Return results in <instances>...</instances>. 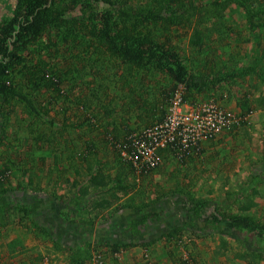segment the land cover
I'll return each mask as SVG.
<instances>
[{
	"label": "rangeland",
	"instance_id": "rangeland-1",
	"mask_svg": "<svg viewBox=\"0 0 264 264\" xmlns=\"http://www.w3.org/2000/svg\"><path fill=\"white\" fill-rule=\"evenodd\" d=\"M14 3L15 0H0V20L9 14ZM223 18L225 26L212 33L202 50L192 49L190 27L170 29L173 46L193 68L204 60L218 62L219 69L246 66L259 58L264 64V30H250L243 11L236 5H232ZM72 61L78 59L62 55L58 63L67 67L74 64ZM79 71L76 76L70 74L66 78L63 87L66 100L52 107L53 127L44 119L32 117L23 105L11 111L6 123L0 143V168L5 164L10 166L4 186L11 190L0 194V204L26 205L32 216L20 220L18 212L10 213V224L0 228V264H71L69 244L84 241L94 247L91 264L97 263L98 255L102 256V264H169L171 257V264L185 261L188 264H264V239L250 237L247 243L229 235L197 236L185 228L175 244L177 247L170 248L174 241L169 243L162 234L181 217V213H176L181 212L174 189L177 184L187 196L217 200L233 212L251 214L264 222V82L250 75L212 93L199 94L196 102L215 100L225 108L248 116L246 123L238 125L236 132L219 134V141L213 138L203 141L202 152L194 156L193 161L185 156L179 158L181 153L163 151L162 163L157 168L139 174L127 167L119 169L113 159L115 150L104 147L103 143L93 149L94 154H87L80 161L72 160L75 155L70 154L71 150L84 149L89 138L102 142L96 129L90 130L88 124L80 128L72 125L81 122L82 126L84 112L95 114V121L100 124L121 122L134 128L145 126L147 121L153 124L157 119L152 118V104L160 98L158 91L151 92L148 109L142 110L132 98L124 96L116 79L109 81L104 75ZM104 79L108 85L106 93L102 94L99 86ZM152 98L156 99L154 103ZM86 106L89 112L83 109ZM68 125L62 130L66 137L61 138V129ZM39 133L54 134L60 144L52 148L37 141ZM98 173L109 178L121 173L128 183L141 188L139 192L133 191V203L150 202L147 209L157 216L139 226V233L132 235L136 236L133 242L147 245L123 247L113 253L105 241H101L109 233V241L113 242L132 237L127 226L141 212L129 208L116 211L119 204L128 200L114 206L111 200H117L120 193L104 204L99 203L104 193L98 192L99 188L92 184L93 176ZM159 178L163 179L162 183ZM164 182L173 192L171 199L160 195L159 184L165 188ZM74 195L78 196V203L69 201ZM245 206L249 209L245 210ZM168 249L175 251L170 257Z\"/></svg>",
	"mask_w": 264,
	"mask_h": 264
},
{
	"label": "trees",
	"instance_id": "trees-1",
	"mask_svg": "<svg viewBox=\"0 0 264 264\" xmlns=\"http://www.w3.org/2000/svg\"><path fill=\"white\" fill-rule=\"evenodd\" d=\"M232 5L243 11L250 30H264V0H15L9 14L0 20V143L11 111L17 106H25L32 117L44 119L53 127L55 121L50 114L52 107L66 100L63 89L68 80L66 78L70 74L76 76L80 69L92 75H104L109 81L116 79L124 96L132 98L142 110L148 109L151 92L158 91L156 94L160 98L156 102L152 98L155 104H152L154 109L151 114L157 121L165 117L170 98L180 87L183 100L197 104L202 103L196 102L199 94L212 93L246 76L253 75L264 82L262 58L252 64L230 69H219L218 62L204 60L203 63L198 62L197 68H193L173 46L170 29L190 27L193 30L190 39L192 49L202 50L212 33L225 26L223 15ZM62 55H69L78 61L62 67L58 63ZM101 83L99 87L104 94L108 83L105 79ZM99 96L96 94V97ZM83 109L89 112V106ZM82 116V126L81 122L72 126L80 128L88 124L90 130L96 129L102 142L89 138L85 141L84 149L71 150L70 154L75 155L72 160L80 161L87 154H94L93 149H98L97 145L103 143L104 147L115 150V162L119 169L127 167L135 170L123 158L122 151H131V134L140 132L152 122L147 121L145 126L134 128L129 123L121 122L100 124L92 113L84 112ZM245 123V119L240 122L243 125ZM67 127L69 125L61 129V138L66 137L62 130ZM236 128L229 132H236ZM35 139L52 148L54 144H60L54 134L39 133ZM165 151L177 154L181 151L180 158L185 156L189 161H193L198 154L194 148L178 151L177 146L166 148ZM9 167L5 164L0 168V194H7L11 190L9 186H4ZM109 177L98 173L93 176L92 184L98 188L113 181L109 190L119 192L122 196H128L137 187L128 183L121 173ZM174 189L184 220L181 225H173L163 232L169 243L180 241L185 228L197 236L229 235L244 242L250 237L264 239V222L256 216L233 212L217 200L187 196L178 184ZM132 195L128 196L125 203L119 204L116 211L129 208L141 212L127 226L128 232L136 235L139 226L157 214L148 210L150 202L135 205ZM160 195L171 199L173 192L167 190ZM77 198L76 195L71 196L69 201L78 203ZM249 206H245V210ZM13 211L18 212L20 220L32 216L26 205L0 204V228L10 224V213ZM104 243L113 253H118L123 247L146 244L122 240ZM68 247L72 264H91L94 249L91 242L69 244ZM258 252L263 253L262 250ZM183 263L188 264L187 261Z\"/></svg>",
	"mask_w": 264,
	"mask_h": 264
},
{
	"label": "built area",
	"instance_id": "built-area-1",
	"mask_svg": "<svg viewBox=\"0 0 264 264\" xmlns=\"http://www.w3.org/2000/svg\"><path fill=\"white\" fill-rule=\"evenodd\" d=\"M244 119L248 116L213 100L190 104L183 100L180 87L171 96L165 117L131 134V151L123 150L122 156L138 173L154 170L162 163V151L166 148L177 146L178 151L194 148L199 152L203 141L234 130ZM96 261L102 264V256L98 255Z\"/></svg>",
	"mask_w": 264,
	"mask_h": 264
},
{
	"label": "crops",
	"instance_id": "crops-1",
	"mask_svg": "<svg viewBox=\"0 0 264 264\" xmlns=\"http://www.w3.org/2000/svg\"><path fill=\"white\" fill-rule=\"evenodd\" d=\"M156 122V121H155ZM220 137L219 136H216L215 138H213V140H218ZM219 141V140H218ZM203 143V142H202ZM202 143H201V145H202ZM200 150H201V148H200ZM164 151V150H163ZM162 151V152H163ZM202 152V150L201 151H199V152H197L198 154H200ZM180 158V157H179ZM113 159L115 160L116 158L113 156ZM143 174V173H142ZM161 177V176H160ZM149 179H151V178H149ZM160 180V182L162 183L163 182V179L162 178H159ZM112 184V183H111ZM111 184H108V187L106 186V187H104V186H100V187H98L99 188V190H98V192H101V193H104V197H102V198H99V203H101V204H104L105 203V201H109L111 198V196L112 197H114L116 194H119V192H113V191H111V190H109V187H110V185ZM164 184V186H165V188H162L163 186H162V184H159L160 186H161V192L162 193H164V192H166L169 188H166V184H165V182L163 183ZM138 190V188L136 187L135 188V190L134 191H137ZM134 193V192H133ZM133 193H131V194H133ZM131 194H129V195H131ZM128 195V196H129ZM128 196H122L121 195V193H120V196L118 195V198H117V200H111L112 202L114 201V206H116V204H118L119 202H123V201H125L127 198H128ZM105 198H108L107 200H105ZM104 199V200H103ZM102 201H104L103 203H102ZM178 209V208H177ZM183 211H179V210H177L176 211V213H177V215L179 214V213H181V214H183L182 213ZM182 216V215H181ZM184 220V218L182 217H180V218H177L176 219V221L174 222L176 225H181L182 224V221ZM174 225V224H173ZM172 225V226H173ZM165 231V230H164ZM163 231V232H164ZM129 233V232H128ZM110 234V233H109ZM109 234L108 235H106V236H104L103 238H102V240L101 241H109V240H111L110 238H108V236H109ZM129 234H131V233H129ZM163 234V233H162ZM131 236L132 237H128V238H123V239H118L117 241L119 242L120 240H122V242H133V237H136V236H133L132 234H131ZM178 237H179V235H178ZM152 240H154V239H152ZM134 243V242H133ZM131 247V246H130ZM132 247H135V246H132ZM170 248H176L177 246L174 244L173 246H169ZM136 248V247H135ZM135 248H131V249H135ZM168 251V256L170 257L171 256V254H173V253H175V251L174 250H170V249H168L167 250ZM70 253V252H69ZM172 258V257H171ZM168 259V263L169 264H171L172 262L171 261H173L172 259ZM167 260V259H166ZM71 261V260H70ZM71 264H72V262H71Z\"/></svg>",
	"mask_w": 264,
	"mask_h": 264
}]
</instances>
